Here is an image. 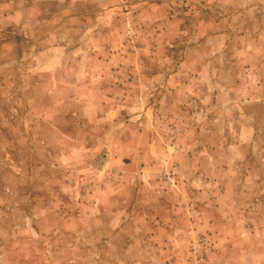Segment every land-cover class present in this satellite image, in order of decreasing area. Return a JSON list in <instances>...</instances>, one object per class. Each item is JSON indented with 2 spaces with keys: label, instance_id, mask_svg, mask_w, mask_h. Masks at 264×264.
Wrapping results in <instances>:
<instances>
[{
  "label": "rangeland",
  "instance_id": "obj_1",
  "mask_svg": "<svg viewBox=\"0 0 264 264\" xmlns=\"http://www.w3.org/2000/svg\"><path fill=\"white\" fill-rule=\"evenodd\" d=\"M0 264H264V0H0Z\"/></svg>",
  "mask_w": 264,
  "mask_h": 264
}]
</instances>
